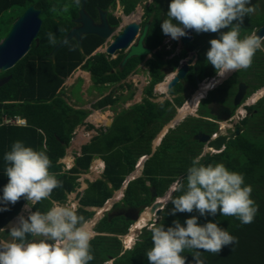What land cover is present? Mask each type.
Segmentation results:
<instances>
[{"label": "trees", "instance_id": "1", "mask_svg": "<svg viewBox=\"0 0 264 264\" xmlns=\"http://www.w3.org/2000/svg\"><path fill=\"white\" fill-rule=\"evenodd\" d=\"M141 1L143 0H86V11L96 17L98 8L107 10L121 3L125 6V12L130 14ZM262 1L259 0L261 3ZM66 3H69V0H0V42L7 36L15 20L31 5L41 10L40 17L43 21L38 35L39 45L36 46L34 42L30 51L13 68L0 72V79L11 77L7 83L0 86V188L8 182V177L3 172V156L10 150L14 141L20 140L26 146L47 153L51 161L49 171L61 185L52 191L48 199L32 206V211L38 209L44 212L53 202L65 203L67 195L80 187V175L88 172L96 157L105 162L103 175L101 179L90 183L84 192L79 201L80 207L76 210L79 215L89 220L93 212L86 208L102 207L115 191L123 186L127 176L135 171L138 160L144 156H148V159L144 163L141 177L127 185L122 202L117 207L129 209L141 205L150 206L151 188L156 189L158 197H163L177 177L186 173L192 159L201 156L204 144L199 148L188 146L186 140L189 136L204 129L209 135L215 134L218 133L219 126L216 123H203L189 124L185 128L178 127L171 130L152 153V140L176 114V109L169 102L158 105L145 99V104L131 108L132 117L121 119L119 114L106 131L103 128L97 130L93 125L87 124L85 120L91 112L76 109L64 99L67 94L66 80L81 68L90 72L94 85H101L99 89H102L105 84H115L125 79L139 61L131 60L123 72L118 69L113 72L120 59L110 61L102 53L94 54L104 43L103 39L94 35L83 37L81 50L73 39L57 52L54 61L49 59L48 55L55 46L76 26L73 20L78 17L80 5L71 6L67 14H58L59 9ZM168 6L169 4L165 5L166 11ZM54 8L57 11H53ZM155 10L157 14L161 13L160 3ZM113 20L114 25L121 22V19ZM263 25L264 9L245 16L240 35H250ZM159 27L160 25L155 24L149 36L153 47L161 44L165 37ZM227 30L229 29L220 31ZM48 32L55 34V45L48 43ZM208 33L213 35V38L218 37V33ZM208 49L207 47L203 50L204 54ZM202 74L201 77L204 78L215 76L216 72L212 67ZM161 80L162 76H154L153 82L146 89L147 95H152L153 86ZM240 81H246L250 85L247 98L264 87V50H258L251 65L247 69H239L218 89V93H221L222 98H229L236 92L235 85ZM79 87L80 84L77 85V88ZM260 94L253 97V102ZM117 101L110 94L93 105V108L100 109L107 105L113 107ZM182 104L183 101H178L177 106ZM247 113L236 125L239 134L234 129L231 136L219 135L210 144L219 152L207 154L202 157L201 162H221L228 169L242 173L245 183L252 186L251 195L258 205V212L250 224H241L235 217H221L219 212L215 217H201L199 223H204L206 219L218 222L220 227L228 229L230 234L237 238L234 247L225 246L218 255L202 253L205 264H264V96L256 104L247 107ZM17 117L25 119L27 126L5 123V120ZM78 126L97 130L98 135L83 146L82 155L76 158L75 165L63 173L64 165L60 164L59 160L65 156ZM147 182H150V185H147ZM25 203L27 201L22 197L14 205L9 204L8 211L0 212V228L6 227L16 218ZM172 207L170 202L166 204L154 225H164L167 228L172 226L174 220L178 219L183 223L186 218L199 215L195 211L172 215ZM108 218L104 217L95 227L99 234L90 242L94 259L89 264H106L109 261H113V264H149L146 252L152 246L151 229H145L134 247L122 253L118 235L126 234L132 222L123 217H116L111 221ZM183 255L187 258L186 264H189L193 259L192 254L185 252Z\"/></svg>", "mask_w": 264, "mask_h": 264}, {"label": "clouds", "instance_id": "2", "mask_svg": "<svg viewBox=\"0 0 264 264\" xmlns=\"http://www.w3.org/2000/svg\"><path fill=\"white\" fill-rule=\"evenodd\" d=\"M80 3L81 0H69V3L59 9L58 14H67L71 6H79ZM53 11L57 9L54 8ZM253 11L251 0H170L166 18L161 22V30L172 40L186 37L188 30L197 33H218L217 38L209 41L210 47L206 52L207 63L211 64L216 72L214 82L215 79H224L230 72L247 69L256 52L264 50V36L258 35L256 30L250 35H240L245 16H250ZM226 28L229 30L220 31ZM47 41L55 45V34L48 32ZM98 49L100 50V47ZM162 84L164 85L161 82L158 86ZM164 91L166 92V89ZM259 93V98L251 103L252 97ZM263 96L264 87L240 104L238 107L241 110L238 108L228 121L218 120V126L224 123L235 125V117H239L241 112L256 104ZM186 107L185 102L176 110L175 115L180 116V111ZM246 114L242 115L240 121ZM234 129L231 128L230 131L233 132ZM209 136V142H201L204 144L200 154L203 158L207 154L219 152L210 145L219 136L218 133ZM209 149L213 152H209ZM201 156L192 159L186 173L181 175L184 176H178L163 197L156 196L152 199L150 208L155 202L164 201L165 206L169 202L172 204V215L194 211L199 215H192L183 223L178 219L174 220L172 226L167 228L164 225H154L151 228L152 246L146 252L149 264H186L187 258L183 255L185 252L192 254L193 259L189 264H205L202 253L218 255L223 247H234L237 238L230 234L228 229L220 227L218 222L206 219L204 223H199L201 217H215L219 212L221 217H235L241 224H250L258 212V205L251 195L252 186L245 183L242 173L228 169L221 162L204 164L201 162ZM3 160V172L8 177V182L0 188V212L8 211V205H14L22 197L28 202L25 205V210H28L30 206L48 199L52 191L61 186L56 176L49 171L51 161L47 153L26 146L23 141H14L10 150L5 152ZM141 160H138L129 180L124 182L126 187L131 181L141 177L144 163L147 161L144 159L138 167ZM139 168H142L140 175L136 176ZM147 183L150 185V182ZM154 191L156 192V189L151 188V194ZM173 193L179 194L172 195ZM106 204L108 202L102 207L91 208L99 209L97 214L102 215H99L101 218L123 217L126 220L125 216L133 217L137 208L145 207L139 213L138 220H126L132 222L129 229L137 225L148 207L141 205L124 209L118 208L116 203L107 210ZM152 215L157 216L156 213ZM88 223L83 215L77 213L74 204L62 205L53 202L47 211L41 212L37 209L29 211L27 217L19 215L16 222L6 231L8 238L0 239V264H89L94 256L90 243L92 232ZM146 225L135 230L142 231ZM0 231L5 229L0 228ZM128 232L118 235L122 253L131 250L136 243L135 237L130 241ZM106 264H113V261Z\"/></svg>", "mask_w": 264, "mask_h": 264}, {"label": "flooded vegetation", "instance_id": "3", "mask_svg": "<svg viewBox=\"0 0 264 264\" xmlns=\"http://www.w3.org/2000/svg\"><path fill=\"white\" fill-rule=\"evenodd\" d=\"M158 1V2H157ZM157 2V3H156ZM142 3V5L138 8V5ZM160 3L162 6V11L160 14H157L155 7L157 4ZM167 3H163L161 0H143L139 3H137V6L135 9L130 13L125 12V6L121 3H118L115 7H109L107 10H102L98 8V14L96 17L89 14L93 20L98 23L99 22V11H105L107 12V21L109 25L113 28H117V30L111 35V39L115 38V34L123 30L125 26H127L131 22H136L138 25L137 34L135 35L132 44H136L140 38V36L143 33L144 27L147 24H150L148 34L143 40V45L150 49V52L145 57H138L133 58L131 60L139 61L137 63L136 68L129 73L125 79H122L120 82H118L117 87L124 86L123 82L125 80L131 79L133 82L138 80L139 82H144V79L147 80L146 86H145V93L143 92L142 95L137 98V100L134 101L133 104H131L130 107H134L140 104H145V99H148L150 103L153 104H164L165 102H169L172 104V106L177 110L179 107L177 106L178 101H183V103H187V110L182 113L180 116H174L171 121L166 123L162 130L168 125L166 133L163 137H161V142L158 143V145L162 144L163 138L166 137V135L174 129L185 128L186 125L189 124H208V123H216L219 125L218 119L211 114L210 109L213 108V106H223L230 110L231 114L234 115L238 111V106H234V98L235 95L238 92L240 83H245L248 86L247 93L245 95V98L241 102L244 103L247 99V94L250 89V85L247 84L246 81H240L235 85V93L233 95H230L229 98H222L221 93H218V89L227 81H229L232 76L238 71H233V73H229L226 75V77L222 80H214L213 78L215 76H206L202 78L203 71H208L213 66L209 63H207L206 60V53L204 54L203 50L205 48H209L210 44L209 41L213 39V35H210L208 32L203 33L204 36L201 33H198L199 35L195 37V34L197 32L192 33L191 40L188 44H184L181 41V38L175 42L173 47H168L167 42H171V38L169 36L164 37L161 44H159L156 47H153L150 42L149 35L151 33L152 28L156 24L161 25V22L163 19L166 18L167 11L165 10V5ZM153 8V10H152ZM130 17V18H129ZM114 18L121 19V22L118 25H114ZM125 18H128L129 21ZM134 19V20H133ZM209 36V37H208ZM209 39V40H207ZM176 41V40H175ZM109 44V41H105L103 45L100 47V52L105 55L107 60L110 61H118V67L113 70V72L117 71V69L120 72H123L126 66L121 69L120 64L126 54V50L116 51L112 55H107L105 53V50ZM179 44V46H178ZM178 46V48H176ZM178 49V50H177ZM188 65V70L186 75L183 79H180L179 82L171 89L167 88V84L176 76L177 72L184 66ZM204 70H203V69ZM232 74V75H231ZM161 77L162 80L156 83L153 86V93L151 96L147 95L146 89L151 85V83L154 80V76ZM231 75V76H230ZM162 84L160 87L158 85L160 83ZM135 83V82H134ZM211 84V87H205V85ZM117 89V88H116ZM158 89V90H157ZM166 89V92L164 91ZM161 92V93H160ZM120 95V94H118ZM124 95V94H123ZM129 94V96L126 98L127 102L128 100L134 99L135 94ZM195 98V102H194ZM120 100L117 102L119 105L122 101V98H119ZM139 101V102H138ZM207 101V103H205ZM124 108L122 111H128L131 108ZM196 109V111H194ZM195 112V113H194ZM119 113V112H117ZM188 114H193L194 116H189ZM248 114V113H247ZM246 114V115H247ZM184 117V119H183ZM173 123V124H172ZM172 124V125H171ZM161 132V131H160ZM160 132L154 137L152 140V146L155 144L156 138L159 136ZM198 133L201 134H207L208 131L206 129L204 130H198L197 133L193 134L192 136H189V139L186 140V143L188 146H193L194 148H199L202 144L198 140L195 139L196 135ZM112 210H114L112 208ZM115 216V215H114Z\"/></svg>", "mask_w": 264, "mask_h": 264}, {"label": "water", "instance_id": "4", "mask_svg": "<svg viewBox=\"0 0 264 264\" xmlns=\"http://www.w3.org/2000/svg\"><path fill=\"white\" fill-rule=\"evenodd\" d=\"M40 15L41 10L36 8L34 5H31L17 20H15L7 36L0 42V72H5L13 68L30 51L34 42L36 43V46L39 45L38 35L43 23ZM73 21L76 23V26L69 31V33L55 46L52 52L48 55V58L52 61L55 60L57 52L73 39L77 42V45L81 50L83 37L88 35L97 36L105 40L106 42L109 41V44L105 50V53L107 55H112L116 51L126 50V54L120 64L121 69H123L131 59L135 57H145L150 52V49L146 48L143 45V40L148 34V28L150 24H147L144 27L143 33L140 36L138 42L131 45L135 35L137 34V23H129L123 28V30L118 31L115 34L114 39H111V35L117 30V28H113L109 25L107 21V12L100 10L99 22L96 23L86 11V0H81L78 17ZM188 32L189 34L186 37H181V41L184 44L189 43L194 30H188ZM255 32H257L258 35L264 36V25L258 28ZM98 52H100L99 49L95 53ZM187 70L188 65H184L177 72L176 76L169 82L167 88H173L180 79L184 78ZM10 78L11 77L8 76L0 79V86L7 83ZM247 89L248 86L245 83H240L238 92L234 98L235 107L241 104V102L245 98ZM210 112L218 120L223 122L228 121L232 115L228 108L219 105L213 106V108L210 109ZM236 133L239 134L238 129ZM195 139L199 140L202 143H207L210 140V136L198 133ZM156 196L157 193L154 191L151 198L153 199ZM164 206V201H157L151 206L150 213H156L157 215H159ZM144 208V206L137 208L135 210V215L133 217L126 216V220H138L139 213Z\"/></svg>", "mask_w": 264, "mask_h": 264}, {"label": "crops", "instance_id": "5", "mask_svg": "<svg viewBox=\"0 0 264 264\" xmlns=\"http://www.w3.org/2000/svg\"><path fill=\"white\" fill-rule=\"evenodd\" d=\"M77 73L78 74L75 77V79H71L70 80V77H69L68 79L70 80V82H68V79L66 80V82H65L66 89L65 90L68 91V92H66L67 94L64 96V99L67 102V104L73 106L76 109H85V110L90 111L91 114L87 117L85 122L87 124L93 125L95 127V129H97V130L100 129V128H103V130L106 131V128L111 127L113 125L115 119L117 118V116L119 114H121L123 111L122 110H114L115 113L113 114L112 111L109 110V109H113L117 105V103L113 107L111 105H107V106L102 107L100 109L93 108V105H95L98 101L102 100L106 96L110 95L111 92L109 94L104 92V95L101 96L98 93V92L101 91L100 89H98L99 87H101V85H99V86H95L94 85V83L92 82V79H91L90 72H87L85 70L82 71V70L78 69ZM75 81H78V83L75 84ZM80 81H82V82H80ZM79 84H80V87L77 88V85H79ZM141 84L146 85L145 82H141ZM91 85H93V87H95V90L98 91V92L95 91L93 93L94 94L95 93L99 94L97 99H95V101L92 103V106L90 105V106L86 107L87 105H83V106L76 105L75 103H80L81 104L82 100H86L88 98V96L90 97V95L91 96L93 95V93L91 94L90 92H88L89 89L91 88ZM113 85L117 86L118 84L117 83H115V84H105V85H103L102 91H103L104 88H107V87L113 86ZM119 90H121V89H119ZM71 91H72V93H71ZM143 92L145 93V89L140 87L139 88V92H137L135 97L139 98L142 95ZM89 93H90V95H89ZM70 94L73 95V96L75 95V97L71 96ZM132 94H134V93H131V95ZM71 97H73V98H71ZM113 98H115V96H113ZM108 110L110 111L109 112L110 114H113L111 116V119H108V116H109L108 114H104ZM117 112H119V113H117ZM108 122H109V124H108ZM97 130H91V131H93L92 132L93 134H92L91 131H87L85 126H78L75 129L74 137H73V139L71 140L69 146L66 149L65 156L59 160V163L64 165L63 170H62L63 173L64 172H68V170H70L75 165L76 158L82 155L83 146L89 144L91 142V140L95 136L98 135ZM143 160L144 159L141 160L139 167L141 166ZM92 164L95 165V166H98L97 167L98 171L96 169V170L93 171V173L96 172V173H99V174L103 175V171H104V168H105V162L100 157H96L93 160ZM92 164H91V168L93 169ZM91 168L88 170V172L83 173V174L80 175L79 180H78L80 182V187L76 188L74 192L69 193L67 195V199L72 198L73 202H71V203L76 206V210L80 207L79 201L83 197L84 192L88 189L90 183H94L95 181L99 180V179H97V180H93L92 179V177L90 176ZM130 175L127 176V178H126L127 180H129ZM122 188L123 187H121L120 189H122ZM27 203H25V205ZM66 203H67V200L63 204H66ZM58 204H60V203H58ZM25 205L23 206V208H22L21 212L19 213V215H24L25 217H27L28 212L32 211V206H30V208L28 210H25ZM106 206H109V205H106ZM86 210H88L90 212H93V216L87 221L89 222L88 225H91V227H94V230H95V227L97 226V224L103 219V218H101L99 216L100 214H96L95 215V217H97V218L94 217V212H96L99 209L87 207ZM18 216L16 218H14L11 222H9L8 225L6 227H4L3 229H5V231H7L9 226L16 222ZM93 217L95 218V220H94ZM104 217H107V216H104ZM114 218H116V217H109L108 219H109V221H111ZM95 234H99V233L96 232ZM93 237H95V236H92V239H93ZM7 238H8V236L6 238H0V239H7Z\"/></svg>", "mask_w": 264, "mask_h": 264}, {"label": "rangeland", "instance_id": "6", "mask_svg": "<svg viewBox=\"0 0 264 264\" xmlns=\"http://www.w3.org/2000/svg\"><path fill=\"white\" fill-rule=\"evenodd\" d=\"M148 2H149V0H147ZM163 3H167V5L170 3V0H161ZM261 1V0H260ZM251 4H252V6H253V8H254V11H253V13H258V12H260V11H262L263 9H264V0L262 1V3L261 2H259V0H251ZM142 5V3H140L139 5H138V8L140 7ZM25 12V11H24ZM16 14H17V12H16ZM18 19V18H17ZM16 19V20H17ZM160 29H161V25H160V27H159ZM162 31V30H161ZM203 36H204V34L203 33H201ZM199 34L198 33H196L195 34V37L196 36H198ZM150 36V35H149ZM209 37V36H208ZM207 40H209V39H207ZM178 40H171V42H167L168 43V47H173L175 44V42H177ZM150 42H152V40H150ZM178 46H179V44H178ZM178 46L176 47V48H178ZM178 50V49H177ZM78 69H80V70H82L81 68H78ZM78 69L72 74V76L70 77V80L71 79H75V77L77 76V71H78ZM83 71V70H82ZM70 80L68 79V82H70ZM135 82V83H134ZM132 81L131 79H128L127 81L125 80V82H123V84H124V86H122L121 88L120 87H117L116 85L114 86H109V87H107V88H104L103 89V91H102V89H100L101 91L100 92H98L97 90H95V87H93V85H91V88L89 89V91L88 92H90L91 94L93 93V92H95V91H97L101 96L102 95H104V92L105 93H107V94H109L110 92H111V95L112 96H115V99H117L118 101L120 100L119 99V97L120 98H122V101H121V103L118 105H116L113 109H109L110 111H112V113L114 114L115 112H114V110H122V109H124V108H129L130 106H131V104H133L134 103V101L135 100H137V97H134V99H131V100H128L127 102H125L126 101V98L129 96V94H131V93H134L135 95L137 94V92H139V88L140 87H142V88H145V86L146 85H143V84H141V82H139L138 80H136V81ZM144 82H147V80L146 79H144ZM78 83V81H75V84H77ZM117 88V89H116ZM99 89V88H98ZM119 89H121V90H119ZM158 90V89H157ZM66 92H68V91H66ZM90 93H89V95H90ZM99 94H97V93H93V95L91 96L90 95V97L88 96V98L86 99V100H82V102H81V104L80 103H75L76 105H80V106H83V105H87L86 107H88V106H92V103L95 101V99H97V97L99 96ZM118 94H120V95H118ZM124 94V95H123ZM71 95V94H70ZM81 95V94H80ZM79 95V96H80ZM71 96H73V95H71ZM106 96V95H105ZM252 96V95H251ZM250 96V97H251ZM255 96V95H254ZM253 96V97H254ZM73 97H75V95L73 96ZM73 97H71V98H73ZM253 97H252V102H253ZM248 100V99H247ZM255 100H257V98L255 99ZM255 100H254V102H255ZM117 101V102H118ZM251 101V100H250ZM139 102V101H138ZM130 108H132V107H130ZM188 108V107H187ZM187 108H186V110H187ZM107 111L106 113H104V114H108L109 116H108V119H111V116L113 115V114H110L109 112L110 111ZM185 109L184 110H181L180 111V115H182V113L183 112H185L186 111ZM239 110H241V108L239 107ZM131 113V109H129L128 111H123L122 113H121V119H129L130 117H132V114H130ZM247 113V110L245 109L244 111H243V113L241 114L240 113V115H239V117H235V122H236V124H238V122H240V119L242 118V115L243 116H245V114ZM107 116V115H106ZM108 124H109V122H108ZM173 124V123H172ZM171 124V125H172ZM235 124V125H236ZM235 125H234V123H232V124H228V123H224V124H222V125H220V127L218 128V135H226V136H231V131H230V129L231 128H235ZM167 127L168 126H166L163 130H161V134L156 138V140H155V144L153 145V146H156V145H158V143L160 142V139H161V137H163L164 136V134L166 133V130H167ZM87 131H91V130H89V129H87ZM93 131H91V133H92ZM93 134V133H92ZM87 135V134H86ZM210 150V149H209ZM209 152H213V151H209ZM92 166H94L93 164H92ZM95 168V170L97 169V167L98 166H94ZM142 169V168H141ZM141 169L139 168V169H137V172H139V173H137L136 174V176H139L140 175V171H141ZM97 171H98V169H97ZM90 176L92 177V179L93 180H97V179H100L101 177H102V174H99V173H96V172H94L93 173V169L91 168V174H90ZM138 178V177H137ZM128 182V181H127ZM148 184V183H147ZM125 188H126V183L123 185V188L122 189H120V190H118V191H116L114 194H113V196L107 201L108 202V204H106V205H109L108 206V209L107 210H109V207L111 206V205H113V204H116V203H118V204H121V202H122V198H123V194H124V191H125ZM151 197H152V194H151ZM166 198H168V197H165V199ZM162 199V198H161ZM71 202H73L72 201V198H70V199H67V203L66 204H72ZM106 202V203H107ZM145 206H147V205H145ZM148 208H150V206L148 205V207H146V209L149 211V213H150V209H148ZM147 210H145V212L144 213H146V211ZM99 212V210H97L96 212H95V214H94V217H95V215L97 214ZM111 214H113V213H111ZM100 216H102V215H100ZM158 216V215H157ZM157 216H153L152 214H150V218L151 219H149V221H148V223H147V225H146V227L141 231V230H134L133 231V228L132 227H130V229L128 230L129 232H128V237H129V239H130V241L135 237L136 239H135V241H137V239H138V236L139 235H141V233L145 230V229H151L152 227H153V225H154V223L155 222H157L158 220H159V216H160V214H159V216L157 217ZM93 217V218H94ZM126 217V216H125ZM153 217V218H152ZM92 218V219H93ZM125 219V218H124ZM136 223V222H135ZM134 225V224H133ZM132 225V226H133ZM91 230H92V232H93V234H92V236H96V235H98V234H95L96 233V231L94 230V227H91ZM124 235V234H123ZM7 237V232L6 231H0V238H6ZM94 238V237H93ZM134 240V239H133ZM133 242V241H132ZM132 248V247H131Z\"/></svg>", "mask_w": 264, "mask_h": 264}, {"label": "bare ground", "instance_id": "7", "mask_svg": "<svg viewBox=\"0 0 264 264\" xmlns=\"http://www.w3.org/2000/svg\"><path fill=\"white\" fill-rule=\"evenodd\" d=\"M130 18V17H129ZM125 19H127L128 21H129V19L128 18H125ZM134 20V19H133ZM134 22V21H133ZM229 74V73H228ZM168 85V84H167ZM161 86V85H160ZM160 86H158V87H160ZM161 93V92H160ZM251 103H253L252 101H250ZM17 118H19V117H17ZM20 120H22L23 122H24V124H21V125H18V126H27V122H26V120L25 119H21V118H19ZM168 126V125H167ZM160 134H161V132H160ZM159 134V135H160ZM160 142H161V140H160ZM154 145V144H153ZM160 145V144H159ZM159 145H156V146H152V153L153 152H155V150L159 147ZM202 157V156H201ZM140 159H148V156H144V157H141ZM139 159V160H140ZM101 163V162H100ZM140 165V164H139ZM95 166V165H94ZM93 166V171L95 170L94 167ZM139 167V166H138ZM137 173H139V172H136L135 174H137ZM95 218H97V217H95ZM95 218H94V220H95ZM149 219H150V213H149V211L147 210L146 211V213H143L142 214V216H141V218H140V220L136 223L137 225L136 226H133V231L135 230V229H140V228H142V227H144L147 223H148V221H149ZM88 227H89V229H90V231L92 232V230H91V225H88ZM92 234H93V232H92Z\"/></svg>", "mask_w": 264, "mask_h": 264}, {"label": "built area", "instance_id": "8", "mask_svg": "<svg viewBox=\"0 0 264 264\" xmlns=\"http://www.w3.org/2000/svg\"><path fill=\"white\" fill-rule=\"evenodd\" d=\"M5 123L6 124L13 123V124H18V125L24 124V122L22 120H20L19 118H15V119H12V120H5Z\"/></svg>", "mask_w": 264, "mask_h": 264}]
</instances>
